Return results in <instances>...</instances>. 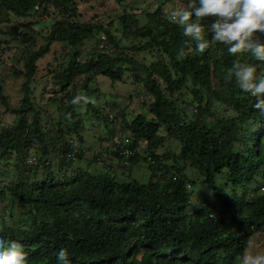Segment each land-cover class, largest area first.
Masks as SVG:
<instances>
[{"label": "trees", "instance_id": "1", "mask_svg": "<svg viewBox=\"0 0 264 264\" xmlns=\"http://www.w3.org/2000/svg\"><path fill=\"white\" fill-rule=\"evenodd\" d=\"M116 1L122 15L108 28L119 22L124 39L92 19L82 21L76 0H0V21L4 12L20 18L42 10L50 14V5L68 21L63 30V20L54 24L57 36L33 58L24 52L25 71L18 74L27 81L18 107L10 104L5 81L0 84V163L7 165L0 171V202L6 204L0 208V234L23 245L27 264H55L60 248L67 249L71 264H238L250 239L264 234V113L252 107L255 98L238 88L230 69L252 63L264 75V62L231 54L218 42L196 53L161 7L147 12L142 24L139 9L131 7L134 0ZM70 15L77 20L71 22ZM102 37L111 52L77 61L81 44L92 38L101 43ZM135 40L146 41L129 46ZM54 43L69 45L72 59L57 70L56 91L43 87L50 97L39 107L29 83ZM129 50L156 59L140 62ZM127 73L134 75L133 84L144 85L149 116L129 117L127 108L108 103L97 108L92 102L100 90L91 88L93 80L103 76L122 83ZM184 90L192 95V118L180 108ZM80 91L87 103L73 105ZM132 94L139 96L127 97ZM52 102L56 109L50 111ZM218 104L232 113L221 115ZM7 114L14 116L8 126L1 121ZM118 116L123 139L114 128ZM100 126L105 132L96 131ZM163 128L179 142L178 154L157 153L166 138ZM101 147L108 154L104 166L96 160ZM122 147L135 154L124 158ZM32 152L37 162L28 165ZM142 165L150 173L147 182L133 174ZM193 169L199 177L187 175ZM200 178L210 194L202 192L195 201L192 187Z\"/></svg>", "mask_w": 264, "mask_h": 264}, {"label": "rangeland", "instance_id": "2", "mask_svg": "<svg viewBox=\"0 0 264 264\" xmlns=\"http://www.w3.org/2000/svg\"><path fill=\"white\" fill-rule=\"evenodd\" d=\"M76 3H78L77 14L82 21H88L92 19V22L99 23L104 28L109 29L117 39H124L125 35H123L122 33L120 27L121 25H119V22H117L111 28H108L109 22L112 19H115L114 16L119 15L120 17V15H122L118 14L120 11V6L116 0H76ZM134 3L135 4H132L131 7L135 6V8L139 9L138 17L141 19V23L145 24L148 21L146 16L147 12L153 13L161 7L162 10L165 11V17H167L168 11L175 6H179L182 3V0H135ZM131 7H128V9H130ZM49 12L50 14L44 13L43 10L38 11L29 18H20L13 13L4 12L1 18L0 40L2 41V49H0V84L3 82V80L5 81V90L9 95V101L13 107L19 106V100L22 96V87L23 84L27 81L24 75L18 74L19 71H23V73L25 71L24 52L30 51L29 53H27V55H25V57L33 58L34 56H32V54L39 53L38 51H41L43 49L48 39L51 40L55 36H57L56 29H54L53 27L54 24L63 20L64 25L61 26L62 30L65 29L66 25L68 24L67 19L64 18L63 15H61L54 6L50 5ZM70 16L71 22L77 20L76 17L73 18V15ZM93 16H95L96 18L94 19ZM29 39L34 41V48L30 47L31 42H27V40ZM107 41V38L101 41V43H98L96 38L87 39V41L79 46L82 54L78 57L77 61L84 62L88 57H90V55L95 52L106 53L108 50L111 52L112 47L108 45ZM145 41L135 40L133 43H129V46L143 45ZM70 51L71 47L69 45L65 43H54L51 46L50 53L47 54L42 60L38 61V71L34 80L29 83V86L34 92V94H31L30 97L31 99L34 98L33 100L36 101L39 107L45 106L46 101L50 97V94H46L45 90H43V87L45 85L49 86L48 90H50V92L56 89L54 85H57V70L59 68L62 69V65L71 61L72 56L69 55ZM130 54H134L136 59H138L140 62L146 60L148 64L152 63L156 59L153 55L146 52L135 54L134 52L129 50V55ZM60 58L61 60L58 62L57 60ZM127 67V64L122 65L123 69H127ZM124 79L125 81L122 83H113V81L103 76H98L95 80H93L91 88L100 90L96 94H94L92 102L97 108H102L106 105V103H108L110 106L118 105L123 109L127 108V110H125L124 112L126 116L129 117H133L135 115H138L139 113H146L149 116L148 106H146L148 104H143V102L149 103V96L147 95V91L145 90L144 85L142 83L133 84V80L135 79V77L130 73H127ZM130 93H138L139 96L137 97L136 94H132V98L129 99L127 96ZM84 94V92L80 91V95ZM115 95H118V97L115 99V101H113ZM191 96L192 95L190 94V92L186 90H184L183 95L179 96L180 108H182V110H186L185 113L188 118H192L193 113L196 114L195 111H191L192 108L188 106V103L192 100ZM215 106L217 105H214L213 109L216 111L217 109ZM217 108L223 116H227L232 113L226 107H221L219 104ZM55 109L56 103H50L48 110L53 111ZM3 110L4 108L0 103V111ZM116 112L118 115V111ZM118 117L119 120L115 123L114 128L116 129L117 137L120 138L121 132L123 131L121 130L122 122L120 116ZM1 121L3 125L8 126V124H12L14 122V116L7 114L1 119ZM96 131L103 133L105 132V127H97ZM160 134L166 138L163 142V145L158 148L157 153L165 154L167 152H170L171 154H178L180 152L179 142L169 139L166 136L167 132L164 128L161 130ZM122 135L124 134L122 133ZM113 162L114 164H117L116 160H114ZM4 166L7 165L0 163V171ZM122 174L125 175L126 173L122 171ZM133 174L137 180L142 179L144 180V182H147V178H149L150 175L148 170L143 165L139 171L136 170ZM187 175L195 178L197 176L199 177V174L194 169L188 170ZM202 179L203 178H200V180H198V182H196V184L192 187V191L194 192V194H198V197L193 196L195 201H198L201 198L202 192L210 194V191L208 189H205L201 184ZM5 205L6 204L0 202V208H3ZM248 246H251L254 250L264 252V234L260 233L259 235L251 238Z\"/></svg>", "mask_w": 264, "mask_h": 264}, {"label": "clouds", "instance_id": "3", "mask_svg": "<svg viewBox=\"0 0 264 264\" xmlns=\"http://www.w3.org/2000/svg\"><path fill=\"white\" fill-rule=\"evenodd\" d=\"M209 17L211 23H202ZM167 18L182 28L183 36L189 38L186 43L194 45L196 53H203L218 42L226 45L231 54L247 53L256 61L264 62V40L259 36L264 34V0H182L179 6L168 11ZM209 34L211 39L206 38ZM230 72L238 88L255 98L252 107L264 113V75L258 74L257 66L237 62ZM80 101L87 103V97L77 95L71 103ZM100 149L104 153L103 147ZM29 159H34L36 164V153L32 152L25 162ZM237 260L238 264H264V252L248 246ZM0 264H27L23 245L4 234H0ZM55 264H71L67 249L60 248L55 253Z\"/></svg>", "mask_w": 264, "mask_h": 264}, {"label": "built area", "instance_id": "4", "mask_svg": "<svg viewBox=\"0 0 264 264\" xmlns=\"http://www.w3.org/2000/svg\"><path fill=\"white\" fill-rule=\"evenodd\" d=\"M104 39H106V37H103V40ZM114 148H112L111 150H113ZM110 150V151H111ZM143 150V149H142ZM142 150H140L141 152H142ZM121 155H123V157L125 158V157H128V156H133L135 153H134V151H132L131 149H129V148H125V147H122V149H121ZM96 155H97V161H98V165H103L104 166V162L102 161V157H105L106 155L108 156V154H102V150H97V152H96ZM34 159H29L28 161H27V164H30V165H32L33 163H34ZM149 162H150V164L152 165V166H155V161L153 160V159H150L149 158V160H148ZM126 164L128 165L129 163L128 162H126ZM187 188L189 189L190 188V186L188 185L187 186Z\"/></svg>", "mask_w": 264, "mask_h": 264}, {"label": "crops", "instance_id": "5", "mask_svg": "<svg viewBox=\"0 0 264 264\" xmlns=\"http://www.w3.org/2000/svg\"><path fill=\"white\" fill-rule=\"evenodd\" d=\"M129 2H132V1L130 0ZM133 2H135V0ZM125 3L127 4V1Z\"/></svg>", "mask_w": 264, "mask_h": 264}]
</instances>
